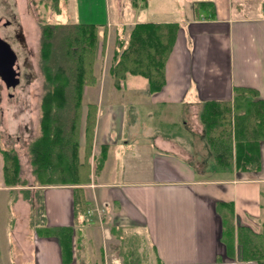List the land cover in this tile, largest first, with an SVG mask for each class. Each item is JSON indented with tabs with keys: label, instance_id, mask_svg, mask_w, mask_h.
Instances as JSON below:
<instances>
[{
	"label": "crops",
	"instance_id": "obj_1",
	"mask_svg": "<svg viewBox=\"0 0 264 264\" xmlns=\"http://www.w3.org/2000/svg\"><path fill=\"white\" fill-rule=\"evenodd\" d=\"M199 1L214 3L213 17L205 12L196 15L194 3ZM182 2L188 4L187 9L181 5L172 20L141 21L179 24L160 92L151 94L149 84L143 91L141 81L135 79L130 83L131 100L124 92L128 75L120 88L113 76L84 87L85 110L89 103L98 105L91 181L83 185L89 202L85 213L77 214L71 185H35V179H23L22 164L23 185L9 186L3 175L0 264H125L117 252L120 241L112 235L124 229L148 237L155 264H260L240 257L237 227L255 233L262 230L264 140L259 145V170L218 165L217 174L205 176L203 159L200 169L192 149L184 146L186 133L178 135L184 139L179 141L157 134L152 144L141 146L145 139L123 126L127 103L133 101L152 105L164 127L175 126L176 115L184 110L182 126L188 129L190 123L198 122L195 133L203 137L199 114L205 101L229 100L235 112L241 111L243 101L235 98V86L257 88L264 98V0H246V7L257 8L251 15L240 13L243 6L234 11L233 0ZM138 22L110 11L105 23H96L100 30L108 29L104 53H112L109 72L119 59L118 44L126 45ZM99 37L97 56L102 54ZM103 145L107 156L99 169ZM193 151L201 157V148L194 146ZM141 161L147 168L144 180L138 171ZM219 202L234 204V239H222Z\"/></svg>",
	"mask_w": 264,
	"mask_h": 264
},
{
	"label": "trees",
	"instance_id": "obj_2",
	"mask_svg": "<svg viewBox=\"0 0 264 264\" xmlns=\"http://www.w3.org/2000/svg\"><path fill=\"white\" fill-rule=\"evenodd\" d=\"M60 1L52 8L60 11ZM147 0H132V6H145ZM194 11L214 16L212 1L194 3ZM96 23L55 22L41 24V59L46 80L40 99L39 133L29 144L30 164L35 185H71L75 192L76 212L85 213L89 202L83 185L91 181L93 146L98 105L83 104L84 87L95 85L94 66L101 31L102 51L106 48L107 27ZM179 30L177 22H138L124 44L118 45L119 59L111 67L114 85L120 88L127 75L147 79L151 94L166 84V65ZM234 96L243 101L241 111L233 110L231 101L208 100L202 105L199 120L203 138L213 152L217 165L239 171L260 169L259 145L264 140V98L252 87H234ZM83 138V139H82ZM81 147L82 156H81ZM3 175L9 186L23 185L21 163L14 148H1ZM107 156L101 147L97 168ZM222 220V239L236 234L234 204L217 203ZM240 257L264 264V220L262 230L253 232L237 227Z\"/></svg>",
	"mask_w": 264,
	"mask_h": 264
},
{
	"label": "rangeland",
	"instance_id": "obj_3",
	"mask_svg": "<svg viewBox=\"0 0 264 264\" xmlns=\"http://www.w3.org/2000/svg\"><path fill=\"white\" fill-rule=\"evenodd\" d=\"M182 1L150 0V4L147 6L133 7L132 0H61L59 3L60 11L55 12L52 8V0H0V18L6 17L11 20L9 26L0 28V35L12 45L19 55L20 61L19 82L13 88H9L0 78V149L14 148L17 151L22 164L23 179L29 181L34 179L30 164L29 144L39 133L40 99L46 86L41 63V24L48 21L105 23L106 16L110 11L113 16L122 15L126 21L133 19L139 22L172 20L178 16L180 7L183 6L187 9L188 4H183ZM253 3L255 4L257 1ZM245 4L246 0H233V10L238 11L239 7L243 6V11H240L241 14L244 12L251 15L257 12L255 5L246 7ZM18 31L23 33V40L17 37L16 32ZM99 36L103 40L101 31ZM104 51L96 56V59L99 57L95 61L96 69L94 66L97 80L100 79V81L110 80L112 77L111 72L108 71L112 62V53L106 55ZM135 79L141 81L140 88L143 91L147 89L148 85L145 77L129 74L124 92L126 95L128 94L127 96L131 100L132 98L129 95L131 94L130 83ZM124 97L126 98V96ZM85 102H83L84 106ZM157 112L152 105H141L133 101L128 102L124 115L123 126L125 131L135 132L136 135L144 138L145 142L141 146L150 145L151 139L153 141L157 134L162 135L163 133L174 137L178 141L184 140L182 136L178 137L181 132H184L186 133L184 146L186 149H192L193 161L199 164L200 169H202L201 160L203 159L205 176H213L220 171L212 150L210 148L206 149L204 144L206 140L195 133L199 131L198 122L193 121L189 124L191 130L183 127L182 121L185 119V112L181 110L176 115L178 123L175 126L164 127ZM202 139L203 144H201ZM187 142H189L188 145ZM194 146L195 148H201L202 155H199L200 158H198V154L194 153ZM189 155L191 157V153ZM2 163L3 160L0 155V182L3 180ZM146 169L141 161L138 171L143 180L147 177ZM112 235L120 241L117 252L124 259L125 264H155L151 249L152 243L140 231L124 229L113 232Z\"/></svg>",
	"mask_w": 264,
	"mask_h": 264
},
{
	"label": "water",
	"instance_id": "obj_4",
	"mask_svg": "<svg viewBox=\"0 0 264 264\" xmlns=\"http://www.w3.org/2000/svg\"><path fill=\"white\" fill-rule=\"evenodd\" d=\"M10 23L6 17L0 18V28ZM0 78L9 88H13L20 78V64L12 45L0 35Z\"/></svg>",
	"mask_w": 264,
	"mask_h": 264
},
{
	"label": "flooded vegetation",
	"instance_id": "obj_5",
	"mask_svg": "<svg viewBox=\"0 0 264 264\" xmlns=\"http://www.w3.org/2000/svg\"><path fill=\"white\" fill-rule=\"evenodd\" d=\"M10 24H11V20H10V23L6 26H9ZM16 35H17V37H19L20 39L23 40V33L21 31L16 32ZM18 59H19V55H18ZM19 64H20V61H19Z\"/></svg>",
	"mask_w": 264,
	"mask_h": 264
}]
</instances>
